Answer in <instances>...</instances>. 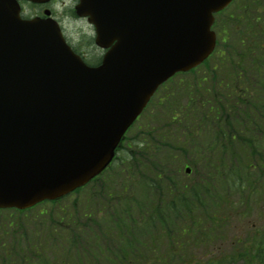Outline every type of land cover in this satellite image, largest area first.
<instances>
[{"label":"water","instance_id":"1","mask_svg":"<svg viewBox=\"0 0 264 264\" xmlns=\"http://www.w3.org/2000/svg\"><path fill=\"white\" fill-rule=\"evenodd\" d=\"M230 1L79 0L108 47L90 67L54 19H22L16 0H0V208L57 198L103 170L156 87L210 54L213 12Z\"/></svg>","mask_w":264,"mask_h":264},{"label":"trees","instance_id":"2","mask_svg":"<svg viewBox=\"0 0 264 264\" xmlns=\"http://www.w3.org/2000/svg\"><path fill=\"white\" fill-rule=\"evenodd\" d=\"M254 1L245 0L234 16L228 14L217 22L220 42H226L227 46L223 52L219 50L215 62L207 66L212 69L222 66L230 79H225L222 84L228 92L218 94V87L211 91L210 104L203 107V113H209V120H204L208 116L199 114L195 103L187 105L188 113L183 114L178 109L173 116L176 119L178 113L182 114L181 130L185 132L187 144L196 141V138H191L197 134L190 132L200 126L199 122L208 126L211 132L209 139L193 143L195 152L191 156L185 155L187 164L194 167V180L178 182L176 186L168 176L165 178L161 168L155 170L147 183L148 199L137 203L135 212L138 214L131 218V225L115 232L122 241L132 227L142 233L148 232V239L154 241L148 242V261H145L148 264H223L225 260L228 261L226 264H238L236 261L239 260L241 264H258L264 261V226L261 229H258L261 226L250 227L256 231L250 233L243 245L238 242L242 245L241 253L234 250L220 257L207 258L195 255L197 248H204L205 256L210 253L211 246L224 241L234 218L239 220L254 215L256 205L259 207L256 217L259 219L264 213V33L259 19L249 10L248 4ZM238 22L245 29H237ZM196 119L198 122L194 121ZM221 192L222 196H230L233 192L234 200L221 199L223 204L217 215H201L199 205H204L207 198L212 201L213 196L219 199ZM108 206L111 204H101L102 209ZM212 207H217V204ZM125 210L127 212V208ZM37 212L44 217L39 219L38 230L29 231L28 236L21 229V219L15 220L18 223L15 227H10V223L0 229V264L41 263L44 260L38 256V250L42 252L45 240L60 236L59 240L64 242V238H68L66 234L70 237L66 243L68 249L82 247L81 241L87 238L88 228L93 222L91 213L86 215L75 211L55 216L41 208ZM127 213L131 215V212ZM81 216H86V220L79 223ZM121 220L124 218L113 219L115 228ZM13 228L17 233H12ZM29 236L35 242H31ZM12 243L18 245L17 251L9 249L8 245ZM132 250L133 247L130 253ZM82 251L85 253L84 249ZM123 262L118 260V264ZM137 262L134 259L132 264Z\"/></svg>","mask_w":264,"mask_h":264},{"label":"rangeland","instance_id":"3","mask_svg":"<svg viewBox=\"0 0 264 264\" xmlns=\"http://www.w3.org/2000/svg\"><path fill=\"white\" fill-rule=\"evenodd\" d=\"M244 1L238 0L230 5L226 14L236 12ZM260 2L261 0H255L253 7L259 6ZM73 4L72 0H63L62 4L56 3L50 7L55 11V15L60 18L61 14H71ZM252 12L264 25V3L262 8H258V10L257 8L256 10L252 9ZM62 19L61 21L66 33L74 42H78L80 48L87 52L85 53L86 56H98L99 51L92 49L91 27L88 26L86 21L65 15L62 16ZM242 25V23L238 22L236 28L245 29ZM246 29H248V26H246ZM219 50L223 52V47H220ZM215 56H218L217 51ZM209 61L208 66H211V63L215 62V57H212ZM205 71L206 67L201 66L193 73L178 75L168 81L156 93L148 108L144 110L140 118L131 127L127 139L123 143L122 150L119 152L122 160H118L119 163L117 165L111 166L97 180L85 187L84 190L75 192L56 203H50L41 208L45 209L47 213H52L53 211L55 216H60L61 210L66 212V214H72L74 213L73 208L77 207L78 210L82 209L81 212L86 213V215H89L91 212L95 213L92 220L94 223H97L96 228L91 227L94 225L93 222L91 223L93 225L88 228V239H82L83 247L77 246L76 248L68 249L66 244L70 240L68 234H66L68 238H64V242L63 239L59 240L60 236L52 237L50 241L45 240V243L42 244L44 246L41 249L42 252L38 250L40 253L38 256L45 261L44 263V261L39 260L41 263L118 264V260H122L124 264H130L135 259L138 261V264H148L145 261H148L149 250L142 246L148 244V242H154L148 239V232L142 233L138 229H134V227L127 232L124 237L129 240L125 242H131V247L134 249L130 253V256H126L128 260H125L126 258H121V255L122 253H127V246L120 247L123 244L118 245L117 240L112 237L113 231L116 232L124 226L131 225L132 216L127 212L135 213L137 203H144L148 199L147 183L152 179V173L155 170L161 168L164 171L165 178L168 176L176 186L178 182L183 183L194 180V167L192 164L187 165L191 171L189 173L184 172V166L187 164L185 155L189 154L191 156L195 152L193 143L199 144L200 140L209 139L211 132L208 131V126H204L199 122L198 125L200 126L190 132L197 134L194 135V138H191H196V141L187 144L188 139H186L185 132L181 130L183 125L182 114L178 113L176 119H173V116L176 115L175 113H177L178 109L182 110L183 114L188 113L187 105L189 103L197 105L196 110L199 114L202 113L201 115L208 116L209 113L206 115L203 113V107L210 104L208 98L211 95V91L217 87L218 94H224V92L229 91L222 87L224 86L222 84L225 79H230L224 74L222 66H216L212 74L207 71L203 73ZM220 83L221 86L219 87ZM204 120H209V116L206 119L204 118ZM194 121L198 122L197 119ZM159 133H162L161 136ZM217 187L222 190L220 186L217 185ZM219 196V199L213 196L212 201L207 198L204 205H199L200 214L217 215V210L223 204L221 199L232 201L235 194L231 192L230 196H222L221 192ZM75 198H77L76 202ZM123 198H125V201L122 200ZM102 203L104 205L111 204V206L102 209ZM214 204H217V207H212ZM125 208H127V212ZM258 208V205H256L254 215L250 214L246 218H242L243 220L234 218L228 229V237L224 241H218L216 245L211 246L210 253L204 256L203 251L205 249L197 248L195 255L207 258L208 256L220 257L224 253H232L234 250H236L235 253H241L239 252L241 246L238 242L248 239L250 233L254 231L250 227L264 226V213L260 214L259 219L256 217ZM234 210L233 212L236 211ZM37 211L38 209L36 208L24 213L0 212V229L10 223L12 224L10 227H15V224H18L15 220L21 219V229L25 230L26 236H28L29 231L38 230L39 219L44 217V215H40ZM106 211H113L114 213L108 218ZM121 212H126L127 216H124V220H121L120 224L118 223L115 228L113 217H120ZM231 215L234 217V213H231ZM85 218L86 216H81L78 220L79 223L84 222ZM16 231L17 229L13 228L12 233L15 234L17 233ZM18 232L20 233V231ZM44 237L45 235L43 234ZM29 238L31 242H35L32 236H29ZM22 243H24V239H22ZM8 247L12 251L18 250L17 244L12 243ZM83 249L85 253L82 251ZM139 250L146 252L137 253ZM41 263L36 262L33 264ZM226 263H228L227 260L223 262V264ZM236 263L241 264L242 261L239 260ZM257 263L264 264V261Z\"/></svg>","mask_w":264,"mask_h":264},{"label":"flooded vegetation","instance_id":"4","mask_svg":"<svg viewBox=\"0 0 264 264\" xmlns=\"http://www.w3.org/2000/svg\"><path fill=\"white\" fill-rule=\"evenodd\" d=\"M21 6V16L23 18H28V17H32V16H40V17H45L44 12L45 10H49V5L48 4H41V3H29L26 1H22V0H18ZM60 2V4H62L63 0H52V4L53 3H58ZM54 12L52 11L51 15L53 16ZM55 15V14H54ZM62 27V26H61ZM62 31L63 34L66 38V41L70 44V46L72 47V49L78 53L80 56H82L83 59H87L89 57L86 56V52L80 48V46L78 45V42H74L70 36L66 33L65 28L63 29L62 27ZM72 37V36H71ZM87 62V60H86ZM124 142V141H123ZM120 145V147H122L123 145Z\"/></svg>","mask_w":264,"mask_h":264}]
</instances>
